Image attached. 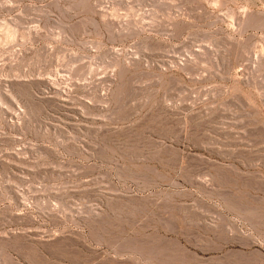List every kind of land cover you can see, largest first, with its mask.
I'll list each match as a JSON object with an SVG mask.
<instances>
[{
	"label": "rangeland",
	"instance_id": "rangeland-1",
	"mask_svg": "<svg viewBox=\"0 0 264 264\" xmlns=\"http://www.w3.org/2000/svg\"><path fill=\"white\" fill-rule=\"evenodd\" d=\"M217 228L264 242V0H0V264Z\"/></svg>",
	"mask_w": 264,
	"mask_h": 264
},
{
	"label": "bare ground",
	"instance_id": "bare-ground-1",
	"mask_svg": "<svg viewBox=\"0 0 264 264\" xmlns=\"http://www.w3.org/2000/svg\"><path fill=\"white\" fill-rule=\"evenodd\" d=\"M198 244L176 245L174 252L176 255L172 262L175 264H264V242L243 235L235 229L217 228L213 239L208 244Z\"/></svg>",
	"mask_w": 264,
	"mask_h": 264
}]
</instances>
